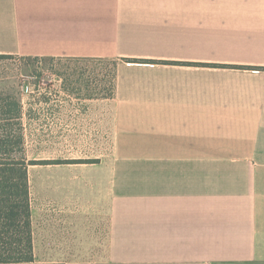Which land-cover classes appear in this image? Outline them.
Returning a JSON list of instances; mask_svg holds the SVG:
<instances>
[{
	"label": "crops",
	"instance_id": "crops-1",
	"mask_svg": "<svg viewBox=\"0 0 264 264\" xmlns=\"http://www.w3.org/2000/svg\"><path fill=\"white\" fill-rule=\"evenodd\" d=\"M0 53L119 60L81 99L110 103L111 152L50 177L68 207L43 215L46 251L83 213L105 248L37 258L34 236L36 262L264 264V0H0Z\"/></svg>",
	"mask_w": 264,
	"mask_h": 264
},
{
	"label": "rangeland",
	"instance_id": "rangeland-1",
	"mask_svg": "<svg viewBox=\"0 0 264 264\" xmlns=\"http://www.w3.org/2000/svg\"><path fill=\"white\" fill-rule=\"evenodd\" d=\"M111 61L119 62V60L100 58L75 60L67 57H55L51 60L49 56L33 59L19 55L11 59H0V92L8 89L19 92L25 112L38 114L42 108L41 119L27 122L24 118L25 123H29L24 131L26 156L28 159L39 161L28 166L31 222L33 237L36 238L37 258H47L49 255L52 257L56 251H59L64 258L70 260L79 258V251L82 248L87 249L85 257L91 258L97 248L101 250L105 248L102 238L92 239L90 228L94 227L96 221H93L95 219H91V215L87 213H83L82 223L75 222L76 228L78 224L82 225L84 229L82 234L72 227L69 234L67 232L63 234L67 237L61 240L64 242L63 246L51 247L54 250L46 251L42 234L43 215L46 211L50 209L52 216L57 217L60 208L63 210L68 207L63 201L58 202L57 198L48 197L49 189L53 188L49 186L47 180L57 175L81 174L83 171L77 170L76 167L90 164L70 161L98 158L104 160L111 152L110 103L85 105L81 100L85 96L94 95L95 90L110 85L114 73ZM44 77L50 80L43 83ZM59 77L61 80L58 79ZM61 85L67 87L65 91L67 94L70 92L74 95L72 99L60 92ZM56 90L61 97L55 101L53 99L56 98L54 96ZM42 93L45 99L50 98L48 102L37 101ZM34 107H38V110ZM68 216H71L72 220L65 218L63 225L65 224L69 229L70 223L72 226L74 223H72L73 216ZM84 243H87V246L82 245Z\"/></svg>",
	"mask_w": 264,
	"mask_h": 264
},
{
	"label": "trees",
	"instance_id": "trees-1",
	"mask_svg": "<svg viewBox=\"0 0 264 264\" xmlns=\"http://www.w3.org/2000/svg\"><path fill=\"white\" fill-rule=\"evenodd\" d=\"M13 54L0 53V59L14 58ZM43 58L46 56H26ZM51 60L55 57L49 56ZM75 58V57H67ZM82 59V58H80ZM88 59V58H86ZM98 59V58H97ZM60 60V59H59ZM78 60V58H75ZM125 62H150L156 61L122 58ZM114 66V73L111 76V83L108 87L95 90L94 95L87 98H111L114 92L115 70L117 61H111ZM198 64V63H196ZM199 65H207L199 63ZM237 68H247L237 66ZM251 69V68H250ZM252 69H264L255 67ZM59 77L58 79H60ZM50 79L43 78V83ZM31 86H33L31 84ZM67 87L60 86L67 98L72 99L74 95L65 91ZM59 91L54 92L58 100L61 97ZM75 98H79L75 96ZM50 98H44L43 93L37 101L48 102ZM36 101V102H37ZM68 101H70L68 99ZM36 102H34L36 104ZM27 103V102H26ZM24 102L19 92L3 90L0 92V263L6 264H64V263H40L34 260L33 231L31 222V191L29 183L28 166L36 164L37 160L28 159L24 147V131L27 122L33 119H41V111L36 114L25 112ZM38 110V107H34ZM35 110V109H34ZM24 121V122H23ZM83 163H96L98 159L87 161H70Z\"/></svg>",
	"mask_w": 264,
	"mask_h": 264
}]
</instances>
